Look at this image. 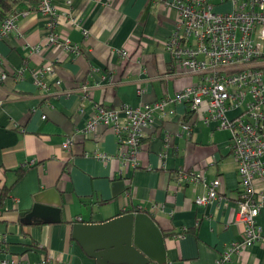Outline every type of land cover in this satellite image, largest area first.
Segmentation results:
<instances>
[{"label":"crops","instance_id":"obj_1","mask_svg":"<svg viewBox=\"0 0 264 264\" xmlns=\"http://www.w3.org/2000/svg\"><path fill=\"white\" fill-rule=\"evenodd\" d=\"M170 2L55 0V34L77 46V56L56 47L43 48L48 31L36 12L19 16L14 29L0 38V70L5 75L0 82V190L10 186L15 169L31 166L3 202L0 242L6 249L0 259L37 264L53 256L67 264H95L70 239L71 225L102 223L124 210L145 212L153 225L145 222L135 227L137 240L151 254L150 264H218L232 244L242 242L243 227L233 221L235 166L227 142L218 141L217 132L227 131L197 122L187 138L178 126L183 108L166 106L174 114L164 119L154 113L137 167L129 169L124 180L114 158L116 139L111 128L97 125L94 137L80 133L92 119L94 105L138 108L171 99L192 82L194 77L169 72L164 44L175 20ZM211 3L218 13L229 8L218 0ZM67 13L78 20L77 27L69 24ZM25 46H40V51L25 57ZM120 51L127 54L126 61H121ZM47 67L52 74L40 76ZM35 80L47 89L36 87ZM56 80L60 86L54 85ZM81 85L90 89L84 95L78 90ZM66 138L73 143L63 150ZM95 152L111 159L96 160ZM161 153L166 155L163 163ZM178 166L199 174L205 182L218 179L221 199L195 206V197L204 189L201 183L176 187L173 175ZM53 189L61 204L57 223L46 213L30 220L19 217L29 213L36 194ZM255 223L264 234V212ZM155 231L161 235L160 243ZM262 261L261 242H255L230 254L224 264Z\"/></svg>","mask_w":264,"mask_h":264},{"label":"built area","instance_id":"obj_2","mask_svg":"<svg viewBox=\"0 0 264 264\" xmlns=\"http://www.w3.org/2000/svg\"><path fill=\"white\" fill-rule=\"evenodd\" d=\"M211 1L172 0L169 3L175 12L173 31L164 44V51L170 58L169 72L171 69V75L194 77L195 83L178 90L171 99H159L138 108L123 105L118 109H107L94 105L93 117L80 133L94 137L97 125L111 128L116 139L114 158L118 161V173L125 176L129 169L137 167V155L154 113L164 119L174 114L173 109L166 111V106L183 108L178 126L187 138L197 122L212 130L227 131V144L237 179L233 221L242 225L243 240L240 244H232L218 264H224L230 254L249 248L255 242H261V264H264V234L255 223L256 217L264 212V50L260 44L264 42V0H218L229 5L226 11L219 13L214 11ZM34 12L44 18L48 31L43 48L56 47L77 56L78 47L55 34L58 26L55 0H35ZM26 14L15 11L8 15L0 24V38L14 29L19 16ZM66 19L71 26H78V20L69 13ZM81 32L86 35L85 30L81 29ZM23 49L26 50L24 56L28 57L38 53L40 46ZM118 55L121 61L127 60L124 51ZM44 74H52V69H41L40 76ZM4 79L0 70V82ZM35 83L36 87L47 89L43 82L35 80ZM60 84L59 80L54 81L55 86ZM78 90L84 95L90 89L81 85ZM72 143L71 138H66L61 149L68 150ZM165 156L159 155L160 163L164 162ZM92 157L101 162L111 159L99 152L93 153ZM173 180L176 187L201 183L204 193L195 197V206L216 202L223 194L218 179L205 182L199 174L180 166L175 169ZM0 264L23 263L13 258H1ZM37 264L67 263L47 256Z\"/></svg>","mask_w":264,"mask_h":264},{"label":"water","instance_id":"obj_3","mask_svg":"<svg viewBox=\"0 0 264 264\" xmlns=\"http://www.w3.org/2000/svg\"><path fill=\"white\" fill-rule=\"evenodd\" d=\"M26 1V0H24ZM120 176V175H119ZM122 180H124L125 176ZM128 181L125 180L124 183ZM117 183L116 187H119ZM61 204L56 191L49 190L36 194L29 213L19 214L25 220L34 217H44V213L55 217L57 223ZM123 212V211H122ZM153 225L147 215L139 213H124L102 223H75L70 227V239L74 241L83 253L95 264H150L153 260L150 252L137 240L136 225ZM157 241L161 235L155 231Z\"/></svg>","mask_w":264,"mask_h":264},{"label":"trees","instance_id":"obj_4","mask_svg":"<svg viewBox=\"0 0 264 264\" xmlns=\"http://www.w3.org/2000/svg\"><path fill=\"white\" fill-rule=\"evenodd\" d=\"M35 10V0H0V24L2 21L11 13L15 11L19 12H26L31 13ZM31 166L23 165L19 169L14 170V180L10 184V186H4L0 190V211H3V202L6 199L8 192L11 188V186L21 178V176L30 168ZM127 210H124L122 213H127ZM142 213H145L141 211ZM121 213V215H122ZM77 221V219H76ZM77 222H81V219H79ZM185 231V230H184ZM183 231V232H184ZM182 231L179 233L181 234ZM5 246L0 242V254L4 252Z\"/></svg>","mask_w":264,"mask_h":264},{"label":"rangeland","instance_id":"obj_5","mask_svg":"<svg viewBox=\"0 0 264 264\" xmlns=\"http://www.w3.org/2000/svg\"><path fill=\"white\" fill-rule=\"evenodd\" d=\"M260 44H261V48H262V50H264V42H260ZM191 80H192V82H191V84L192 83H195V79L194 78H191ZM217 133H219L218 135H219V137H218V141L219 142H221V143H225V142H227V138H228V132H217ZM185 136V135H184ZM221 140V141H220Z\"/></svg>","mask_w":264,"mask_h":264}]
</instances>
